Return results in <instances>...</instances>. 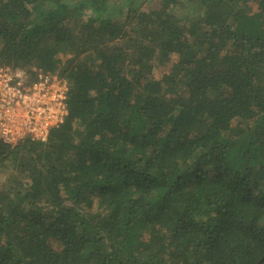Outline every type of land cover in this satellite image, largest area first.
Instances as JSON below:
<instances>
[{
	"label": "trees",
	"instance_id": "16d2710c",
	"mask_svg": "<svg viewBox=\"0 0 264 264\" xmlns=\"http://www.w3.org/2000/svg\"><path fill=\"white\" fill-rule=\"evenodd\" d=\"M150 1L0 0V63L67 88L0 142V264H264V0Z\"/></svg>",
	"mask_w": 264,
	"mask_h": 264
},
{
	"label": "built area",
	"instance_id": "2783aa9c",
	"mask_svg": "<svg viewBox=\"0 0 264 264\" xmlns=\"http://www.w3.org/2000/svg\"><path fill=\"white\" fill-rule=\"evenodd\" d=\"M66 84L57 73L0 63V142L24 135L46 140L67 113Z\"/></svg>",
	"mask_w": 264,
	"mask_h": 264
},
{
	"label": "rangeland",
	"instance_id": "374dc122",
	"mask_svg": "<svg viewBox=\"0 0 264 264\" xmlns=\"http://www.w3.org/2000/svg\"><path fill=\"white\" fill-rule=\"evenodd\" d=\"M150 4L152 5V7H153V9L154 10H158L160 7H159V5H160V3H159V0H151L150 1ZM173 61H174V59H173ZM172 64V62L168 65V66H166V67H160L159 68V74L161 75V74H163V73H166V72H168V71H170V65ZM35 67H40V64L39 63H37L36 65H35ZM171 73L173 72V71H170Z\"/></svg>",
	"mask_w": 264,
	"mask_h": 264
}]
</instances>
